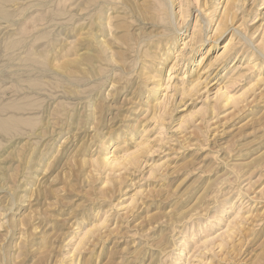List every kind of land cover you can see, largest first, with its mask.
<instances>
[{
    "label": "rangeland",
    "instance_id": "374dc122",
    "mask_svg": "<svg viewBox=\"0 0 264 264\" xmlns=\"http://www.w3.org/2000/svg\"><path fill=\"white\" fill-rule=\"evenodd\" d=\"M0 264H264V0H0Z\"/></svg>",
    "mask_w": 264,
    "mask_h": 264
}]
</instances>
